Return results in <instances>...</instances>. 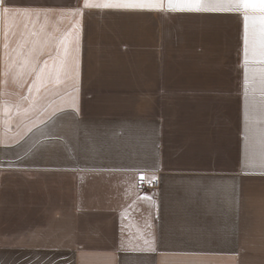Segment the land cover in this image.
Masks as SVG:
<instances>
[{
  "label": "crops",
  "instance_id": "1",
  "mask_svg": "<svg viewBox=\"0 0 264 264\" xmlns=\"http://www.w3.org/2000/svg\"><path fill=\"white\" fill-rule=\"evenodd\" d=\"M126 2L0 0V264H264V0Z\"/></svg>",
  "mask_w": 264,
  "mask_h": 264
},
{
  "label": "snow or ice",
  "instance_id": "2",
  "mask_svg": "<svg viewBox=\"0 0 264 264\" xmlns=\"http://www.w3.org/2000/svg\"><path fill=\"white\" fill-rule=\"evenodd\" d=\"M169 9H178L189 12H223L231 10L233 5L230 0H167ZM126 7L136 9H159L164 7L163 0H128V2L118 5L105 4L104 7ZM255 7L257 5H250L247 2L236 4V8ZM264 8V4L258 5Z\"/></svg>",
  "mask_w": 264,
  "mask_h": 264
},
{
  "label": "built area",
  "instance_id": "3",
  "mask_svg": "<svg viewBox=\"0 0 264 264\" xmlns=\"http://www.w3.org/2000/svg\"><path fill=\"white\" fill-rule=\"evenodd\" d=\"M139 185L142 190L150 191L155 197H158L160 194V184L158 180L147 181L142 179Z\"/></svg>",
  "mask_w": 264,
  "mask_h": 264
}]
</instances>
